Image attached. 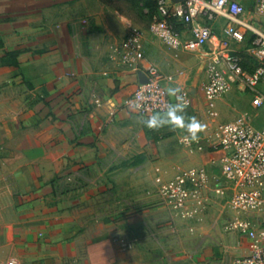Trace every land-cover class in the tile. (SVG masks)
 Listing matches in <instances>:
<instances>
[{
	"label": "crops",
	"instance_id": "0c3cea01",
	"mask_svg": "<svg viewBox=\"0 0 264 264\" xmlns=\"http://www.w3.org/2000/svg\"><path fill=\"white\" fill-rule=\"evenodd\" d=\"M132 27L99 0H0V163L8 166L24 199L20 234L0 240L1 262L150 261L147 252L138 262L132 252L117 247L120 241H132L130 225L148 211L120 208L110 223L123 225L125 236L95 242L85 255L78 249L71 219L76 208H69L76 206L74 198L83 200L90 191L99 194L101 182L114 179L110 166L125 159L122 150L143 149L148 143L141 119L125 107L136 88L135 76L108 58L109 46ZM152 51L145 45L147 62L172 78L167 88H188L195 94V75L182 81L184 73L170 69V56H154ZM200 69L205 83V63ZM183 112L188 114L186 122L194 117L193 110ZM163 126L178 143L190 134L182 126ZM187 155L189 163L208 162L207 157ZM220 213V208L212 210L203 225L206 232L193 240L192 245L202 247L182 254L160 251L153 264H231L236 256L248 254V239L238 244L223 233L221 221L216 223ZM139 240L142 244L149 239Z\"/></svg>",
	"mask_w": 264,
	"mask_h": 264
},
{
	"label": "built area",
	"instance_id": "2783aa9c",
	"mask_svg": "<svg viewBox=\"0 0 264 264\" xmlns=\"http://www.w3.org/2000/svg\"><path fill=\"white\" fill-rule=\"evenodd\" d=\"M154 1L150 29L132 27L109 46L110 62L135 76L136 88L125 107L145 121L153 113H165L169 104L181 103L185 111L196 106L190 90L168 94L172 78L147 62L150 36L171 50L197 53L205 60L201 91L205 113L213 122L209 135L179 138L190 156L207 157L208 165L192 164L160 180L162 205L176 222L192 229L202 227L210 212L220 208L216 223L221 221L223 233L238 244L249 240V253L236 256L231 264H264V127L249 115L216 121L218 102L233 89L249 93L253 108L264 109V0H253L250 6L239 0Z\"/></svg>",
	"mask_w": 264,
	"mask_h": 264
},
{
	"label": "rangeland",
	"instance_id": "374dc122",
	"mask_svg": "<svg viewBox=\"0 0 264 264\" xmlns=\"http://www.w3.org/2000/svg\"><path fill=\"white\" fill-rule=\"evenodd\" d=\"M99 1L106 10L117 12L127 18L134 28H140L144 31L150 29L153 18L145 7L150 3L149 0ZM242 2L249 6L253 0H242ZM145 45L154 49L151 52L154 56L165 53L170 56V69L180 75L184 73L181 78L182 81L187 82L190 80L189 78L195 75L198 88L196 92L194 91L196 106L193 115L202 125L199 133L204 136L211 134L213 122L205 113V101L201 91L204 75L200 65L202 67L205 60L197 53L182 49L171 50L150 36H147ZM147 55L150 58V49ZM249 61L255 65L252 57H249ZM185 89L188 90V88ZM251 99L252 96L249 93H242L233 89L218 102L216 121L230 122L239 116L249 115L254 120L255 125L260 128L264 127V109L253 108ZM142 123L148 138L146 147L122 150L125 159L110 166V172L116 173L114 179L109 178L101 182L99 194H96V191H90L83 200L82 198H74L77 201L76 206H69V208H76L71 219L76 224L75 238L79 242L78 249L85 252V255L94 247L95 242L107 241L110 236L117 239L125 236L126 229L123 225L110 223L120 208L148 211L144 217L137 219L130 225L132 226V241H120L117 246L123 252H132L131 255L138 262L141 260L143 252H147L148 257L151 258L150 261H147L148 264H153L156 262L154 260L156 254H160V251H176L182 254L194 247H202L192 244L197 236L206 232L204 226L192 229L188 225H180L165 210L160 196V182L173 178L179 171L188 168L192 162L189 163L188 155L181 148L177 139L170 138L169 127L149 128L143 121ZM203 164L208 165V162L204 161ZM23 204L24 199L19 195L8 166L0 163V240H8L20 234L19 209L22 208ZM165 211L169 218L167 221L162 215ZM140 237H146L149 240L141 244ZM160 240L162 244H160ZM106 247L110 246L107 245Z\"/></svg>",
	"mask_w": 264,
	"mask_h": 264
},
{
	"label": "clouds",
	"instance_id": "9594fccd",
	"mask_svg": "<svg viewBox=\"0 0 264 264\" xmlns=\"http://www.w3.org/2000/svg\"><path fill=\"white\" fill-rule=\"evenodd\" d=\"M167 91L170 96H175L179 89L170 87ZM183 108L184 105L181 103L169 104L165 113H153L144 121V123L149 128L159 127L165 124L182 126L188 129L189 133L194 136L196 130L200 129L202 125L199 124L195 117H191L188 122H185V118L181 114L183 112Z\"/></svg>",
	"mask_w": 264,
	"mask_h": 264
},
{
	"label": "trees",
	"instance_id": "16d2710c",
	"mask_svg": "<svg viewBox=\"0 0 264 264\" xmlns=\"http://www.w3.org/2000/svg\"><path fill=\"white\" fill-rule=\"evenodd\" d=\"M149 2L150 3H148L145 7L148 10V13L152 14V18H153L155 13H156V4H155L154 0H149ZM181 114L184 116L185 122H186V118H187L188 114L185 112H182Z\"/></svg>",
	"mask_w": 264,
	"mask_h": 264
}]
</instances>
